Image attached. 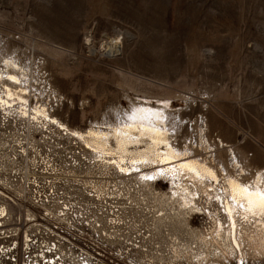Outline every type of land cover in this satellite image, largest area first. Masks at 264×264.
Masks as SVG:
<instances>
[{
  "label": "rangeland",
  "instance_id": "rangeland-1",
  "mask_svg": "<svg viewBox=\"0 0 264 264\" xmlns=\"http://www.w3.org/2000/svg\"><path fill=\"white\" fill-rule=\"evenodd\" d=\"M142 106L218 183L121 174L168 157L147 135L94 147ZM230 177L264 182V0H0V264H264V216L234 244Z\"/></svg>",
  "mask_w": 264,
  "mask_h": 264
},
{
  "label": "bare ground",
  "instance_id": "bare-ground-1",
  "mask_svg": "<svg viewBox=\"0 0 264 264\" xmlns=\"http://www.w3.org/2000/svg\"><path fill=\"white\" fill-rule=\"evenodd\" d=\"M161 112L162 111L161 110L159 111L158 108L156 110V108L153 109L151 108V106L149 107L142 106L137 110L136 115L133 114L136 116L135 120L133 119L132 121H129L128 123L122 126L116 127L114 129V136L117 139L116 140L117 149L115 148L113 149L112 148L113 146L112 147L110 146L107 133L101 134L100 133L101 131H97V132L93 130L89 131V134H91L92 135L91 137H93L92 139H93L94 147L97 148L98 150L102 149V153L108 152V151L109 153L111 152L115 153L114 150H116V152L117 153L119 152L121 156L122 154L127 155V154L132 153V150L128 148V145L131 143H139L141 141H144L142 137L147 135L149 136L151 141L145 146L144 149H142V152L160 154L159 152H161L162 149L159 151V145L160 144L166 145V148L163 152L168 154V157H164L162 159L163 163L158 165L156 170L153 169L152 166L151 167L149 166L146 168L145 167L146 165L140 164L141 163L140 161H142V159L138 161L139 162L138 164L131 163V162L130 164H128L127 160H125L126 163L124 162V164L120 166L117 165L116 163L110 162L109 159L107 162L109 164L111 163L116 164L117 168L119 169V172L123 175L134 174L135 177H137L138 180H140V182H143L146 186H150V185L156 186L154 185L153 182L150 181L149 178L150 177L161 178V176L159 177L157 173L158 172L160 173L161 170H165V169L166 171L169 170L170 172L173 169V172L175 171L174 175L185 173L186 175L194 179L202 178L203 180H205L204 178L207 177V178H210V180L213 179L215 182H217L219 178L218 175L216 174L217 172L214 170V168H212L206 163L207 162L206 160L205 162H202L200 160H195V158L192 160H188V161L183 160V158L180 157L179 152L176 151L171 145L170 143L171 141H169V138L166 134V130L162 129L161 126H158V124L156 125V124L149 123V122L146 123L140 120V118L149 117L150 119L153 118L157 122L161 118H163V115L161 114ZM153 119L151 121H153ZM94 151L96 150L94 149ZM159 157H162V156H159ZM107 158H109V156ZM235 178H231V177L229 179L226 178L228 179V188L226 190L228 191V196L224 194L226 197L224 205H225L226 212L228 213L229 217H231L230 220L232 222L234 244L237 247H239V249H241L242 247H241L240 240L239 238H237V235H236V228H237L236 214L241 213L244 216L248 217V219L255 218V216H258V218L259 216L260 217L264 216V182L258 179L253 183H243L242 181L235 179ZM261 181H262V184H261ZM169 182H170L171 189L174 186H176L175 183L172 182V180H170ZM183 185H186V183H184ZM212 187H214V189L219 188L217 186H212ZM224 188L226 187L224 186ZM172 192L174 193V191ZM185 202H187L186 199H185ZM261 225L262 227H264V222H262ZM168 229H169V233L172 234V229L171 228H168ZM173 234H174V231H173ZM262 242H263L262 244H263V249H264V239L262 240Z\"/></svg>",
  "mask_w": 264,
  "mask_h": 264
},
{
  "label": "built area",
  "instance_id": "built-area-1",
  "mask_svg": "<svg viewBox=\"0 0 264 264\" xmlns=\"http://www.w3.org/2000/svg\"><path fill=\"white\" fill-rule=\"evenodd\" d=\"M56 260V258H51V257H49V258H47V259H43V262H48V264H64L62 261H55ZM67 264H70V263H67ZM83 264H87L85 261H84V263Z\"/></svg>",
  "mask_w": 264,
  "mask_h": 264
}]
</instances>
